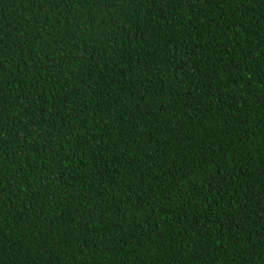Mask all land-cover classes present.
I'll use <instances>...</instances> for the list:
<instances>
[{
	"label": "trees",
	"instance_id": "16d2710c",
	"mask_svg": "<svg viewBox=\"0 0 264 264\" xmlns=\"http://www.w3.org/2000/svg\"><path fill=\"white\" fill-rule=\"evenodd\" d=\"M0 264H264V0H0Z\"/></svg>",
	"mask_w": 264,
	"mask_h": 264
}]
</instances>
